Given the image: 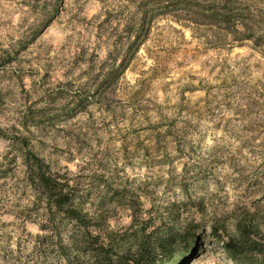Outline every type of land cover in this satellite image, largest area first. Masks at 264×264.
<instances>
[{
  "label": "rangeland",
  "instance_id": "rangeland-1",
  "mask_svg": "<svg viewBox=\"0 0 264 264\" xmlns=\"http://www.w3.org/2000/svg\"><path fill=\"white\" fill-rule=\"evenodd\" d=\"M162 1L0 0V264L92 259L44 238L14 137L56 170L124 187L152 242L201 221L181 264H235L208 228L236 234L245 207L264 222V40ZM108 217L117 241L138 227L125 208Z\"/></svg>",
  "mask_w": 264,
  "mask_h": 264
},
{
  "label": "trees",
  "instance_id": "trees-1",
  "mask_svg": "<svg viewBox=\"0 0 264 264\" xmlns=\"http://www.w3.org/2000/svg\"><path fill=\"white\" fill-rule=\"evenodd\" d=\"M164 5L191 10L214 24L240 28L245 33V40L256 37L264 40V9L253 1L163 0L161 6ZM143 24L142 21L141 26ZM129 51L130 48L127 54ZM115 72L113 69L112 75ZM54 117L48 115L43 121ZM38 120L31 117L28 122L36 124ZM28 122L23 126L27 127ZM8 141L11 148L20 154L25 181L32 194V205L42 211L40 230L47 233L44 238L50 237L51 245L66 255L68 261L72 254L84 253L92 258L88 264H181L187 255L195 254L204 226L201 221L191 220L176 228L170 226L152 242L147 233L150 220L142 219L139 212L140 200L126 194L124 187H112L102 173L93 172L85 176L70 170L54 169L31 149L26 137H14ZM6 160L10 161L5 157ZM2 172L7 170L4 171L3 164H0V176H3ZM118 207L131 212L130 227L138 225L132 235L122 241L107 233L108 216ZM259 213V209L245 207L242 220L237 222L236 234L229 233L223 226L211 225L208 228L209 235L235 264H264V222ZM170 214L173 222L178 220L176 215ZM139 236V242L136 241L138 248L129 255L131 247L127 244ZM121 249H124V254L115 257Z\"/></svg>",
  "mask_w": 264,
  "mask_h": 264
}]
</instances>
